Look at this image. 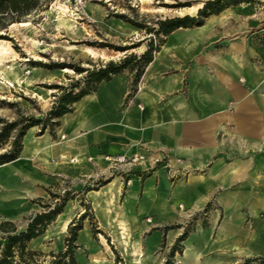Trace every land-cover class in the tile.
Listing matches in <instances>:
<instances>
[{"label":"crops","instance_id":"0c3cea01","mask_svg":"<svg viewBox=\"0 0 264 264\" xmlns=\"http://www.w3.org/2000/svg\"><path fill=\"white\" fill-rule=\"evenodd\" d=\"M117 156L129 162L105 159ZM87 179L109 180L130 229L154 228L149 249L175 226L183 264L264 259V12L240 4L170 32L137 78L111 75L31 131L0 164V252L39 200L67 183L83 194Z\"/></svg>","mask_w":264,"mask_h":264},{"label":"rangeland","instance_id":"374dc122","mask_svg":"<svg viewBox=\"0 0 264 264\" xmlns=\"http://www.w3.org/2000/svg\"><path fill=\"white\" fill-rule=\"evenodd\" d=\"M205 1L24 0L17 12L0 13V130H9L8 137L0 138V154L12 149L19 128L23 129L19 153L31 131L52 130L58 118L49 116V111L63 94L91 91L96 84L91 81L92 72L126 60L121 72L135 78L144 66L142 54L149 50L152 55L163 40L164 34L154 31L158 22L196 16ZM251 2L258 12H264V0ZM33 68L36 72L31 74L29 87L13 81L12 72L20 71L22 78H29ZM33 120H37L33 126L25 127ZM13 122L16 126L9 128ZM84 182L83 194L73 193L67 183L38 201L42 213L46 206L53 208L65 199L62 211L69 204L67 218L74 217L68 223L54 224L57 215L37 242L28 243L27 249L34 253L31 259L26 256L28 262L50 264L66 250L71 227L80 225L75 245L70 246L79 264H183L185 239L179 241L180 235L172 241L166 236V229L177 231L175 226L164 228L157 246L149 249L154 228L141 232L122 222L117 200L103 193L109 180ZM145 221L151 224L149 219ZM184 262L188 260L184 258ZM260 263V259H244L237 264Z\"/></svg>","mask_w":264,"mask_h":264},{"label":"trees","instance_id":"16d2710c","mask_svg":"<svg viewBox=\"0 0 264 264\" xmlns=\"http://www.w3.org/2000/svg\"><path fill=\"white\" fill-rule=\"evenodd\" d=\"M23 2L24 0H0V13L17 12L19 10L20 3ZM245 3L252 2L251 0H207L198 10L196 16L187 15L180 18H172L162 22H158V29L154 31L157 33H162L165 36L179 28L201 26L204 22V19L209 17L210 15L212 16L219 14L231 6H237ZM142 58L144 59L145 66L152 58L150 51L146 50V52L142 54ZM125 61L126 60H124L120 63V65L117 66L110 62L104 68L99 69L96 72H92L90 74L91 81H94L96 83V86L100 81L109 79L111 75L120 73L121 69L124 68L123 64ZM142 68L136 74V78L140 75ZM88 92L90 91L79 92L75 95H73L72 92L63 94L58 99L56 105L53 106L49 111L48 115L59 118L63 114L70 112L72 110V106L70 105H72L81 96L87 94ZM36 122L37 120H33L32 123L28 124L25 127H31ZM13 126H16V122L8 125L9 128ZM22 130V128H19L17 130L12 142V149L7 153L0 154V164L8 163L17 157V154L20 151L18 140L23 135ZM8 135V128L0 130V138H6L8 137ZM64 202L65 199H63L60 204L55 205L53 208H50V206H46V211L38 213L30 218L24 231H20L18 233L7 236V241L0 252V264H31L32 262L30 263L28 262V260H26V256L29 257L28 259H31L34 253L31 250L27 249V244L30 240L38 238L44 233L47 225H49L56 218V216L61 213ZM72 227L70 229L71 235L66 238V250L59 252L50 264H79L70 246L75 245L74 242L77 237V231L81 229V226L78 225ZM186 235L187 231H185L181 235L179 241H183L186 238ZM260 262V264H264V259H260Z\"/></svg>","mask_w":264,"mask_h":264},{"label":"bare ground","instance_id":"6f19581e","mask_svg":"<svg viewBox=\"0 0 264 264\" xmlns=\"http://www.w3.org/2000/svg\"><path fill=\"white\" fill-rule=\"evenodd\" d=\"M199 7H200V4L194 6L193 8H194V9H197V8H199ZM190 8H191V7H190ZM190 8H189L188 10H190ZM226 10H227V9H226ZM224 11H225V10H224ZM212 16H213V15H212ZM21 25H25V24H24V23H21ZM87 53L92 54V50L87 49ZM12 69H13V68H12ZM11 71H12V70H11ZM35 72H36V69L33 68L32 70L29 71V74H30V77H29V78H27V77L22 78L21 75H20V71H15V72H12V79H13L14 82H19V84H20V83H24L26 87H29L30 84H31V80H32L31 78H32V75H34ZM64 72L68 73V72H70V71H69L68 69H64ZM31 74H32V75H31ZM47 91H49V90H47ZM50 92H51V91H50ZM34 94L37 95L38 98H42L40 94L38 95V93H36V92H34Z\"/></svg>","mask_w":264,"mask_h":264},{"label":"built area","instance_id":"2783aa9c","mask_svg":"<svg viewBox=\"0 0 264 264\" xmlns=\"http://www.w3.org/2000/svg\"><path fill=\"white\" fill-rule=\"evenodd\" d=\"M105 159L108 160L109 162H112L113 164H125V163H128L129 162L128 160H126L124 157H121V156H117V157H106ZM135 159L136 158L133 157L130 161L131 162H134ZM179 207L181 208L182 206H179Z\"/></svg>","mask_w":264,"mask_h":264}]
</instances>
